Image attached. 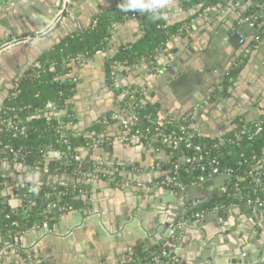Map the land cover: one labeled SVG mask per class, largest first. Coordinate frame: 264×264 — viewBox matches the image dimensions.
<instances>
[{
  "label": "crops",
  "instance_id": "obj_1",
  "mask_svg": "<svg viewBox=\"0 0 264 264\" xmlns=\"http://www.w3.org/2000/svg\"><path fill=\"white\" fill-rule=\"evenodd\" d=\"M58 2L0 0V34H31L40 24L51 21L54 14L49 20L47 18L54 3ZM259 2L221 0L214 7L199 13L188 28L181 30L164 46H157L147 55L138 50V60L119 72L122 87L138 90L142 101L153 107L157 130L166 129L171 122H176L188 125L200 135L222 137L264 117V37L259 36V28L251 21H244L245 14L254 12L253 7L259 8L258 14H253L254 21L258 16L264 17V5ZM111 3L113 8L119 0H71V19H66L63 25L67 30L83 32L91 27L95 16L111 9ZM168 5L170 11L167 10V20L173 23L183 13L175 2H168ZM245 23L251 25L253 34L242 37L234 46L229 41L235 31L234 26ZM143 36L144 29L140 23L127 18L112 28L107 42L108 51L114 53L119 48H132ZM34 42L36 40L28 44ZM30 57H33L32 53L22 51L16 57L0 62V117L4 108L2 106L1 110V102L4 99L5 103L8 97L4 98L7 86L17 84L19 79H15ZM106 57L107 54L104 57L100 52L70 64L67 78L71 80L73 89L72 96L65 102V109L69 113L55 116L61 120V126L65 122L63 119L70 116L71 121L66 125H76L77 128L71 130L82 135L91 132L100 121L103 124L100 133L116 134L115 137H105L108 147L113 140L123 137L124 134L120 132L127 112L123 108L120 92L113 88L105 71L103 61ZM40 58L32 67L38 65ZM173 64H176L175 68ZM169 70L173 73L170 74ZM233 70L235 72L232 74ZM163 73L170 76L169 79L158 81L157 77ZM226 77L228 83L223 84ZM105 87L115 92L118 101L107 94ZM195 93L198 96H194ZM194 98L199 102L194 112H187ZM113 102L117 104L114 106ZM112 108L117 111L111 112ZM102 110H105L104 117L100 116L95 122L93 119L98 118V112ZM117 118L121 123L114 122L111 130L107 131L106 126ZM142 139L143 143L138 148L130 144L131 141L121 140L123 146H118L117 156L123 162L140 163V159L146 168V164L150 166L148 172L152 175L159 172L162 165L171 162L170 154H159L165 148L155 135ZM49 152L51 150L45 157ZM94 154L99 157V152ZM81 160H89L98 168L103 167L101 157L94 161L88 155ZM261 161L264 165V155ZM38 166L46 165L39 163ZM133 169L142 170L139 166ZM7 171H11V168ZM20 174L22 172H17L16 177L6 179L15 180ZM254 176L259 178L258 173ZM89 178L109 181L105 174L102 178ZM205 179L187 186L184 189L187 194H173V190L161 186L157 179L149 175L134 182L112 179L108 186L90 184L80 195H90L91 199H85L86 204L79 211L63 212L51 227V236L43 238L36 246L33 244L38 234L32 230L22 233L14 242L2 241L0 260L6 264H130L142 246L166 238L171 239L172 261L181 264H245V261L248 264H264V194L262 198L255 199L257 203L241 205L230 201L224 208L213 207L199 218L183 220L188 205L207 199L193 201L202 195V191L219 189L214 185L199 189ZM240 179L244 180L245 177ZM229 182L221 189V194L227 197ZM122 183L125 184L124 188L121 187ZM160 188L166 191H158ZM8 189L12 190L14 198H19L14 184L8 185ZM3 190L6 194L0 200L7 204L10 198L7 186ZM251 226L259 233H253ZM21 251H32L35 259L30 262L31 259L26 257L23 261Z\"/></svg>",
  "mask_w": 264,
  "mask_h": 264
},
{
  "label": "trees",
  "instance_id": "obj_2",
  "mask_svg": "<svg viewBox=\"0 0 264 264\" xmlns=\"http://www.w3.org/2000/svg\"><path fill=\"white\" fill-rule=\"evenodd\" d=\"M220 1L168 0V2H175V6L183 13V16L173 23L167 19L153 21L140 13H123L116 5L95 16L89 29L65 37L60 44L40 58L37 66L25 73L6 98L5 111L1 115L0 124V161L16 160L31 165L40 163L42 166H48L56 174H69L81 180L87 178L86 174L102 178L104 174L96 171L98 166L89 160H81L80 153L90 144L100 149L106 147L108 140L97 137L103 129V124L97 123L91 129L95 135L89 137L76 134L67 127L66 123L71 121L70 116H67L64 125L61 126V120L53 114L54 108L65 109V102L72 96L73 84L67 78L70 64L82 57H92L98 52H105L107 57L103 63L110 80L112 67L119 73L128 64L138 60L140 57L138 50L147 55L157 46H164L181 30L188 28L199 13L214 7ZM259 3L263 5L264 0H260ZM252 9L258 14L259 8L253 7ZM254 12L247 13L244 17L258 27L259 36L264 37V17L258 16L254 21ZM127 18L136 19L140 23L144 29L143 38L132 48H119L114 53H109L107 42L112 28ZM234 72L235 70L231 73ZM227 83L226 77L223 84ZM128 90L134 98H122L123 108L127 115L131 112L135 113L139 121L129 124L126 130H122L123 132L128 134L139 131L142 138L155 134L158 139L169 134L179 137L183 135L182 127H184L194 134L192 143L201 146L200 150H195L181 144L179 149L172 150L159 143L169 154L171 153V162L161 166L159 171L169 173L159 177L156 180L158 183L166 176H171L187 187L191 183H198L203 178L212 176L213 168H217L221 174H233L229 182L228 197L222 194L214 195L210 201L202 200L188 205L183 213L186 220L191 221L195 218V214H204L213 207L224 208L230 201L245 205L248 200L262 198L264 186L255 181L254 174L262 172L264 178V165L261 161L264 155V117L244 128H239L237 132L222 137L200 135L188 125L180 124V126L176 122H171L166 129L155 131L153 107L142 101L138 90L133 88ZM48 103L52 105V108L47 107ZM22 127L25 129L24 134L20 132ZM257 127H260L259 131H256ZM61 134L65 135L66 144ZM50 150L59 151L60 157L54 161L45 162L44 157ZM77 156L78 160H76ZM242 176L245 177L244 180L240 179ZM4 181L5 178L0 176V185ZM89 185L79 188L76 181H65L57 186L23 184L18 192V197L22 199V202L13 211L0 200L2 241L14 242L22 233L38 230L43 223H47L51 228L63 212L81 210L86 203L80 194ZM34 188L37 191H33ZM165 188L175 192L179 191V188L173 186ZM170 246L171 239L166 238H160L154 244H145L135 253L129 263L172 264ZM163 251H166L169 256L163 257L161 255ZM28 255H30V262L35 259L32 251H21L23 261ZM155 258L159 261L156 262ZM0 264L6 263L1 261Z\"/></svg>",
  "mask_w": 264,
  "mask_h": 264
},
{
  "label": "water",
  "instance_id": "obj_3",
  "mask_svg": "<svg viewBox=\"0 0 264 264\" xmlns=\"http://www.w3.org/2000/svg\"><path fill=\"white\" fill-rule=\"evenodd\" d=\"M62 0H59L58 4H55L52 6L51 8V13L48 16V20L52 17L53 14H55L57 8H59L60 4H61ZM118 2V1H115ZM69 4H67L68 8H69ZM112 3L111 5H109L110 8H112ZM106 9V8H105ZM71 12V9H70ZM102 12V10L100 11ZM54 17V15H53ZM66 19H71L70 17V13L68 14V17L65 18ZM52 20V19H51ZM47 25V21H45L44 23L40 24L38 27H36L34 29V32L44 28ZM235 27V31L233 32L232 36L230 37V42L236 46L235 43H237L239 40H241L242 37H247L248 34H253L251 32V25L249 23H245L241 26H234ZM76 31L73 30H67L64 25L61 26V28L55 30V32L52 34L51 37H45V38H41L36 40V42L32 43V44H20L18 46L13 47L10 51H4L1 55H0V62L4 61V60H9L10 58L16 57L18 53L20 52H30L32 53L33 57L29 58V62L26 63V65H24V67L21 69V71L18 73V76L16 77V81L19 79L22 75L23 72H27L32 65L39 60L40 56L45 54L47 51H49L50 49H52L54 46L60 44L62 42V40L73 34L76 33ZM5 33V32H4ZM14 37H18V35L15 32H10V34L7 35H3L0 34V45L4 44L6 41H9L10 39L14 38ZM241 47H243V45H241ZM31 49H33V51L31 52ZM176 64H173V67L175 68ZM180 71H183V69H181ZM169 73L172 74L173 71L169 70ZM103 77L104 80L106 79V72H103ZM116 77L119 80V85L121 88L122 84L120 83V79L121 76L119 73H117ZM170 76L165 75L164 73L161 76L157 77L158 81H167L169 79ZM8 90L5 92L4 98H6L10 92L9 89H13L14 85H9L7 86ZM105 90L107 91V94H109L111 97H113L115 99V101L117 100V95L115 94L114 91H111L109 88L105 87ZM194 96H198V93L193 94ZM4 101V99H3ZM3 101L1 102V110H2V106H4L3 108V112L5 111V105L3 103ZM199 101L196 100V98L193 99V103H191V107L187 110V112H194V107H196L197 103ZM117 103L113 102V105L115 106ZM193 105V106H192ZM111 112H116L117 110L115 108H112L110 110ZM68 111L66 109H54L53 114L54 115H62V116H66L68 115ZM105 114V110L102 112H98V118H94L93 120H95V122H97V120L101 117H104ZM121 118V117H120ZM120 118H117L116 120L110 121L109 125L106 126V130L110 131L111 130V124L118 123L120 124ZM64 121H66V119H63ZM97 123H100V121H98ZM0 124H1V117H0ZM69 129H75L77 128L76 125H71V126H67ZM192 128H194V126H192ZM234 128V127H233ZM122 134H126V132H120ZM220 135H222V133H220ZM116 134H105V133H98L97 137L100 138H105V137H115ZM130 144H134L137 148L139 146L142 145L143 143V139L142 138H137L135 140H132L131 142H129ZM150 141L147 143V145H150ZM118 146H123V142L119 139H115L113 140L112 144L108 147H103L102 149L97 148V147H85L81 150L80 153V158L84 159L86 156L90 155L92 157V160L97 161L98 159L103 158V167L96 169V171L98 173H102L108 176L109 181H111L112 179H120V180H124V182H134L135 180L138 179H143L146 176L149 175L150 178L153 179H158L161 176H164L166 174H168V171H159L156 173H153L152 175H150V172H148V167H150L148 164H146L148 167L146 168L144 165V163L140 160V163H134L132 161H127L123 162L121 160L120 157L117 156V152H118ZM94 152H99V157L96 156L94 154ZM111 152V153H110ZM162 155L168 154V151H162L161 153ZM171 154V153H170ZM143 158V157H142ZM56 160V158L53 157H44V161L45 162H51ZM139 166L140 168H142V170L140 171H136L135 169H133L134 167ZM8 168H11V171H7ZM17 172H22V174H20L18 176V180L19 182L16 184L15 187V192H19L22 189V185L23 184H28V183H34L36 185H48V186H57L60 184H63L65 181H76L78 183V187L79 188H83L84 185L83 184H93V185H99V186H108L111 184V182L109 181H105L102 179H92L87 177L84 180H81V178L79 177H75L69 174H56L55 172H52L48 166L45 167H40L36 164H27V163H22V162H18V161H14V160H1L0 161V176L2 177H16L17 176ZM233 178V174H215L212 177H208L206 178L202 183L201 186L198 187L199 189H203V188H207L210 187L212 185L216 186V188L218 187V190H209V191H202V195L197 196V198H194L193 201H195L196 199L201 200V199H205V201H210L211 198L214 194H221L222 193V186L225 185L229 180H231ZM83 181V182H82ZM121 187H125V184H121ZM194 187H196L197 189V184L194 185ZM161 190L162 192L166 191L163 188L158 189V191ZM12 190L9 189V194H10V198L7 200V205L9 207V209L11 211H13L16 207H18L21 202L22 199L21 198H14V194H12L11 192ZM99 192V190H97ZM171 192V191H170ZM173 194H177V193H184L187 194L186 190L183 191H172ZM5 192H0V198L5 196ZM189 194H192L189 192ZM76 198H79V196H76ZM82 199H91L90 195H85L82 196ZM1 202V201H0ZM176 216V215H175ZM177 218V216H176ZM184 221L185 218H183ZM253 233H259V230H257L256 228H254L253 226H251ZM0 242H2V237L0 234ZM171 249V247H170ZM245 264H248L247 261L244 262ZM172 264H181V262L179 261H172Z\"/></svg>",
  "mask_w": 264,
  "mask_h": 264
},
{
  "label": "built area",
  "instance_id": "obj_4",
  "mask_svg": "<svg viewBox=\"0 0 264 264\" xmlns=\"http://www.w3.org/2000/svg\"><path fill=\"white\" fill-rule=\"evenodd\" d=\"M70 2H71V0H62L59 8H57V10L54 14V17L44 28H42V29H40L34 33H31V34L14 37V38L10 39L9 41H6L4 44L0 45V54H2L4 51L10 50L13 47L18 46L20 44H28L31 41L38 40L41 38H45V37L53 34L55 32V30L61 28V26L63 25V23L65 21V18L70 13V8H68V6H67V4H69ZM244 21L248 22L249 19L245 18ZM98 53H100V52H98ZM101 54L104 57L106 56V53H104V52H101ZM117 73L118 72H116V69L114 67H112L111 71H110V80H111V84H112L113 88L120 92V96L122 98L127 97L129 99H133L134 95L132 93H130L128 89L120 87L119 80L116 77ZM47 107L52 108V105L50 103H48ZM54 109H56V108H54ZM138 121H139V118L135 113H133V112L129 113L122 122V130H126L129 126V124H134V123H137ZM182 128L184 129L183 135H181L179 137H176L172 134L162 136L161 138H158L160 144H162L163 146L170 148L172 150L179 149L181 144H184L187 148H193L195 150H200L201 149L200 145H194L192 143V140L194 138V134L189 132L187 130V128H184V127H182ZM24 130L25 129L22 127L20 130L21 134L25 133ZM259 130H260V127H257L256 131H259ZM155 131H157V129H155ZM94 135H95L94 131L87 133V136H89V137H92ZM152 135L154 136L155 134H152ZM122 136L123 137L122 138L120 137V138L123 141H132V140H135L137 138H141L139 131L124 134ZM61 138L63 139V142L66 144L67 140H66L64 134H61ZM90 146H95V145L90 144ZM49 155H47V156L58 159L60 157V152L57 150H51V152H49ZM78 159H79V157L77 156L76 160H78ZM14 161H16V160H14ZM212 171H213V175L221 174V173H219V170L217 168H213ZM227 174H230V173H227ZM258 176H259V178H256L257 182L264 186V178L262 177L263 173H258ZM86 177H91V176H90V174H86ZM159 184L163 187H172V186L177 187V188H179V191L184 190L186 188V187H184V185L182 183L178 182L176 180V178L171 177V176H166L164 179H162L159 182ZM247 202L252 204V203H255L256 200H248ZM201 215L202 214L197 213V214H195L194 217L199 218ZM251 222L253 224H255L254 221L251 220ZM186 224L187 223H183V225H186ZM33 231L37 232V234H38V238L35 241V243L33 244V246L38 245L39 241H41L43 238H45L47 236H51L53 234L51 228L48 226L47 223H43L38 230H33ZM2 253H3V249L0 248V258L2 256ZM161 255L165 258L169 256V254L166 251H163L161 253ZM28 258H30V255H28ZM155 261L158 262L159 259L155 258ZM0 263H1V260H0Z\"/></svg>",
  "mask_w": 264,
  "mask_h": 264
},
{
  "label": "clouds",
  "instance_id": "obj_5",
  "mask_svg": "<svg viewBox=\"0 0 264 264\" xmlns=\"http://www.w3.org/2000/svg\"><path fill=\"white\" fill-rule=\"evenodd\" d=\"M117 7L123 13H140L150 20L161 21L167 19L169 5L168 0H119Z\"/></svg>",
  "mask_w": 264,
  "mask_h": 264
},
{
  "label": "flooded vegetation",
  "instance_id": "obj_6",
  "mask_svg": "<svg viewBox=\"0 0 264 264\" xmlns=\"http://www.w3.org/2000/svg\"><path fill=\"white\" fill-rule=\"evenodd\" d=\"M67 102V101H66ZM19 182V180H18V178L17 179H15V180H13V179H11L10 178V181H8L7 179H6V177H5V181L0 185V192H2V191H4L3 189H5L6 188V186H7V193L9 192V189H8V185H15V187H16V184ZM6 193V192H5Z\"/></svg>",
  "mask_w": 264,
  "mask_h": 264
}]
</instances>
